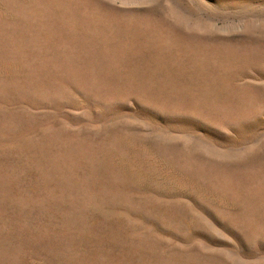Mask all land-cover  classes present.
I'll use <instances>...</instances> for the list:
<instances>
[{
    "label": "rangeland",
    "instance_id": "rangeland-1",
    "mask_svg": "<svg viewBox=\"0 0 264 264\" xmlns=\"http://www.w3.org/2000/svg\"><path fill=\"white\" fill-rule=\"evenodd\" d=\"M0 264H264V0H0Z\"/></svg>",
    "mask_w": 264,
    "mask_h": 264
}]
</instances>
